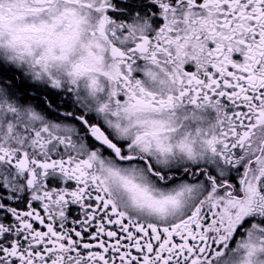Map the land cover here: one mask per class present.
<instances>
[{"label":"snow or ice","instance_id":"snow-or-ice-1","mask_svg":"<svg viewBox=\"0 0 264 264\" xmlns=\"http://www.w3.org/2000/svg\"><path fill=\"white\" fill-rule=\"evenodd\" d=\"M0 264H264V0H0Z\"/></svg>","mask_w":264,"mask_h":264}]
</instances>
